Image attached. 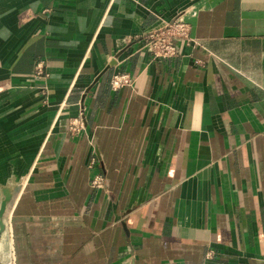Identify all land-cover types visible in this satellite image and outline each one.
<instances>
[{
    "label": "crops",
    "instance_id": "obj_1",
    "mask_svg": "<svg viewBox=\"0 0 264 264\" xmlns=\"http://www.w3.org/2000/svg\"><path fill=\"white\" fill-rule=\"evenodd\" d=\"M0 264H264V0H0Z\"/></svg>",
    "mask_w": 264,
    "mask_h": 264
},
{
    "label": "built area",
    "instance_id": "obj_2",
    "mask_svg": "<svg viewBox=\"0 0 264 264\" xmlns=\"http://www.w3.org/2000/svg\"><path fill=\"white\" fill-rule=\"evenodd\" d=\"M142 41L145 43L146 50L154 59H174L179 55L178 41L192 43L195 41L191 34V25L185 19L177 17L161 25L151 29L142 35ZM35 79L43 80L49 77V73L45 71L43 62H40L34 74ZM135 82V76L129 72H115L111 78V86L117 90L125 86H132ZM48 95V92H44ZM85 117L83 111L79 116L70 118V132L78 134L85 131ZM99 158L94 150L91 154L89 167L98 168ZM91 184L94 188L103 189L106 184V177L99 170H95Z\"/></svg>",
    "mask_w": 264,
    "mask_h": 264
},
{
    "label": "water",
    "instance_id": "obj_3",
    "mask_svg": "<svg viewBox=\"0 0 264 264\" xmlns=\"http://www.w3.org/2000/svg\"><path fill=\"white\" fill-rule=\"evenodd\" d=\"M9 198H6V200H4L3 204H2V209H1V214L3 215L4 213V210H5V206H6V203L8 201Z\"/></svg>",
    "mask_w": 264,
    "mask_h": 264
},
{
    "label": "rangeland",
    "instance_id": "obj_4",
    "mask_svg": "<svg viewBox=\"0 0 264 264\" xmlns=\"http://www.w3.org/2000/svg\"><path fill=\"white\" fill-rule=\"evenodd\" d=\"M12 196H13V192H12V190H10L9 194H7L6 197H7V198L10 197V199H11ZM10 199H9V200H10ZM9 200H8L7 202H11V201H9Z\"/></svg>",
    "mask_w": 264,
    "mask_h": 264
},
{
    "label": "bare ground",
    "instance_id": "obj_5",
    "mask_svg": "<svg viewBox=\"0 0 264 264\" xmlns=\"http://www.w3.org/2000/svg\"><path fill=\"white\" fill-rule=\"evenodd\" d=\"M7 195V194H6ZM10 205V204H9Z\"/></svg>",
    "mask_w": 264,
    "mask_h": 264
}]
</instances>
